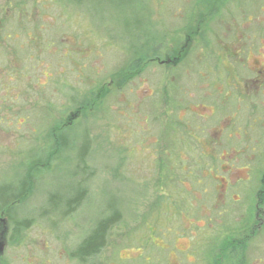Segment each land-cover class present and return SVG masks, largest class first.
Instances as JSON below:
<instances>
[{
	"label": "rangeland",
	"instance_id": "obj_1",
	"mask_svg": "<svg viewBox=\"0 0 264 264\" xmlns=\"http://www.w3.org/2000/svg\"><path fill=\"white\" fill-rule=\"evenodd\" d=\"M7 15L0 39L19 20L38 61L11 52L22 75L0 74V192L23 194L0 264H264V0H0Z\"/></svg>",
	"mask_w": 264,
	"mask_h": 264
},
{
	"label": "trees",
	"instance_id": "obj_2",
	"mask_svg": "<svg viewBox=\"0 0 264 264\" xmlns=\"http://www.w3.org/2000/svg\"><path fill=\"white\" fill-rule=\"evenodd\" d=\"M78 1L79 5L82 4V2H85L86 0H76ZM90 0H87V2H89ZM100 1V0H99ZM97 2V1H96ZM130 1L128 2L129 5ZM18 7H24V3L22 2H18L17 4H15ZM95 5V4H94ZM100 4L95 5L97 7H99ZM222 8V7H221ZM96 8H93V10ZM10 13V12H9ZM24 14H22L20 11H18V16L16 17L17 19H19V17H23ZM11 17L9 15H7V17L2 18V20L0 21V28L1 29H5V25L9 24L11 21ZM20 21L17 20L15 22V25L17 26L16 30H11V32L9 34H1V39H0V74H7V80L8 81H12V80H16L17 76L21 77V73H20V68H19V64L14 63V61L12 60L11 65L8 64L9 59L8 56L9 54H11V52H15L16 55H27L29 57V59H35L36 61H38V59L36 58V55H38V50L32 51L31 54L29 55L28 52V44H30V35H28V32H26L27 30L24 28H22V26L19 24ZM3 24V27L1 26ZM14 24V23H13ZM49 26V25H48ZM21 30H20V29ZM34 27H32L31 29H33ZM25 29V30H24ZM39 30V29H38ZM32 33V32H31ZM11 43V47H9ZM26 51V52H25ZM52 55H55V50L52 52ZM34 56V57H33ZM63 58L67 59L68 61H71L70 63L73 64V68L74 66L78 67L79 65H76L73 62V58H70L69 54L67 51H65V49L63 50ZM81 70H83V68L81 67ZM25 70H22L21 72H24ZM127 74L130 72L125 71ZM47 71L42 72L43 77L45 76H49L53 74L50 73L49 75H47ZM140 73V70H139ZM119 76V72L117 74H115V77ZM112 77V80H120V79H124L122 77L119 78H115ZM22 82V81H19ZM112 83L108 86H111ZM5 93L6 91H13L12 86L10 87V85L7 83V85H5ZM80 108V107H78ZM88 143H83L82 146H80V153L78 154V163L79 165H81V167H83L84 169H86V158L88 156L89 150H88ZM5 194V195H4ZM4 195V197H3ZM9 193H7V191L0 192V214L3 210H5L7 208L8 205L14 203L15 201H18L23 194L14 196V195H9ZM9 197V198H8ZM84 198V193H79L77 194L73 199L68 200V203L66 205L67 207V212H69L70 214H73L75 212V210L79 207L80 202L83 200ZM119 221V215L116 214L112 217L103 219L101 221H99L95 228L92 230V232L89 234L88 237H86L79 245L78 249L76 252L73 253V258L77 259L78 261H85L89 258L95 257L96 255H98L100 253V251L105 247V239H106V234L108 232V230L111 228L112 224H117ZM235 243V242H234ZM236 244V245H235ZM235 244H230L232 246H238L240 244L235 243ZM224 254V253H222Z\"/></svg>",
	"mask_w": 264,
	"mask_h": 264
},
{
	"label": "water",
	"instance_id": "obj_3",
	"mask_svg": "<svg viewBox=\"0 0 264 264\" xmlns=\"http://www.w3.org/2000/svg\"><path fill=\"white\" fill-rule=\"evenodd\" d=\"M0 223H5V221L0 220ZM3 233L0 234V255H2V253L4 251V247H5V243L2 241Z\"/></svg>",
	"mask_w": 264,
	"mask_h": 264
},
{
	"label": "flooded vegetation",
	"instance_id": "obj_4",
	"mask_svg": "<svg viewBox=\"0 0 264 264\" xmlns=\"http://www.w3.org/2000/svg\"><path fill=\"white\" fill-rule=\"evenodd\" d=\"M0 215H1V214H0ZM2 224L5 225V223H2ZM3 232H4L3 230H0V234L3 233ZM3 236H5L4 233H3ZM241 239H242V240H239L240 242H238V244H240V245H238V247H241V248H242V245H241V244L244 243V242H243V237H242ZM2 241L4 242V237H2ZM4 243H5V242H4ZM231 246H232V245H231ZM82 262H83V261H82Z\"/></svg>",
	"mask_w": 264,
	"mask_h": 264
}]
</instances>
